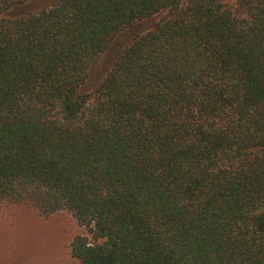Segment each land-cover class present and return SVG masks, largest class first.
Listing matches in <instances>:
<instances>
[{"label": "trees", "instance_id": "1", "mask_svg": "<svg viewBox=\"0 0 264 264\" xmlns=\"http://www.w3.org/2000/svg\"><path fill=\"white\" fill-rule=\"evenodd\" d=\"M32 1L0 0V207L69 213L80 264H264V0Z\"/></svg>", "mask_w": 264, "mask_h": 264}, {"label": "rangeland", "instance_id": "2", "mask_svg": "<svg viewBox=\"0 0 264 264\" xmlns=\"http://www.w3.org/2000/svg\"><path fill=\"white\" fill-rule=\"evenodd\" d=\"M54 1L34 0L26 9L36 10ZM131 35L129 31L115 40L92 72V85L103 79ZM78 236H88V232L65 211L42 216L26 204L0 207V264H80L70 254V245Z\"/></svg>", "mask_w": 264, "mask_h": 264}]
</instances>
